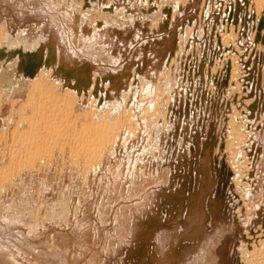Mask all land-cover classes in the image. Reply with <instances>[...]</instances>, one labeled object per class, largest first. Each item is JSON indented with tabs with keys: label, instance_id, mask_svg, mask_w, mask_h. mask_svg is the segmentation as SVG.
<instances>
[{
	"label": "rangeland",
	"instance_id": "rangeland-1",
	"mask_svg": "<svg viewBox=\"0 0 264 264\" xmlns=\"http://www.w3.org/2000/svg\"><path fill=\"white\" fill-rule=\"evenodd\" d=\"M182 1L0 0V25L55 55L53 76L77 98L73 107L97 121L113 105L112 116L122 117L98 168L77 167L55 150L49 162L21 161L7 176L13 181L0 184V264L246 263L243 236L264 232V4L256 22V0ZM236 64L237 88L230 86ZM95 73L108 93L104 108L83 105L89 97L75 90L87 93ZM158 83L170 95H161V120L143 113L154 110ZM16 98L20 106L26 92ZM9 112L3 104L1 125ZM237 114L252 143L246 189L228 152ZM7 147H0L6 157ZM63 202L67 215L59 216Z\"/></svg>",
	"mask_w": 264,
	"mask_h": 264
},
{
	"label": "bare ground",
	"instance_id": "bare-ground-1",
	"mask_svg": "<svg viewBox=\"0 0 264 264\" xmlns=\"http://www.w3.org/2000/svg\"><path fill=\"white\" fill-rule=\"evenodd\" d=\"M170 1H172L176 7L181 2H183L182 0H170ZM256 2H257L256 7L258 6L256 12L258 11V13H256L255 20L256 22H260L261 19L260 13L263 10L262 5L264 4V0H256ZM251 10L252 9L248 10V12L251 13ZM95 13L97 14V12ZM159 16L160 15H158V17ZM246 16L247 14L245 15V13L242 14L241 16H238L239 18L238 21L240 22L239 25L242 26V24L246 22L247 20ZM101 17L102 15L99 16V18ZM7 30H8L7 27L0 25V109L5 103H9L10 105V112L8 118L6 119V122L2 125L0 124V147H2V149L7 146L9 147V153H8L9 156L6 157L3 151L0 153V160L4 162V165L1 167L0 170L2 174L1 176L2 180L0 184H3L4 180L6 181L12 180L13 178L9 180L7 176L11 174L16 167L17 169L20 168L17 165H19L23 161L30 162L33 164L36 162L42 163L41 161H45V160L49 162L50 159H52L53 155L55 154V150L60 152L63 157L69 154L72 164H74L77 167H79L81 164L84 163L85 170L87 171H91L93 170V168L94 169L98 168L96 167V165H99L98 162L101 161V158L103 159V157H101V152L102 151L104 152L105 149L107 150L109 147L113 149L114 145L117 143L120 137V130H121L120 127L122 126L121 125L122 117H119L120 115H117L116 118L112 116L111 108L114 102L112 101L113 103L110 104L112 105L111 107L108 106L109 112L108 113L105 112L106 113L105 116H100V117L98 116L97 119H95L97 121H94V119L93 120L90 119L89 116L91 112L89 111L90 112L89 113L87 112L88 110L85 109L84 111L81 112L78 106L73 107L74 103L76 102L75 100L77 98L75 99V95L72 94V92H70L71 90L63 86L64 81L63 82L59 81L56 77H54L55 75L53 76V72L55 70L54 64L56 63L55 55L52 54L51 56L49 52H45L46 51L45 49L42 50V47H40L41 45L38 44V41H33L34 44H28L24 40L25 38L23 40L21 38L17 39L18 36L16 38H13L12 35H10L7 32ZM227 37H229V39H232L231 36H227ZM92 52L93 54L96 53L94 51ZM86 53L87 52H85V54ZM91 53L89 55H91ZM91 59L94 60V58ZM238 70L239 69L237 67V64L234 65L232 79H231L232 81L230 82L231 87L234 86L235 88H237L238 86H240L239 85L240 80L238 79H240L241 76L239 75ZM97 72L99 71L97 70ZM164 76H166L167 78L166 81L167 83H169L171 81L168 80L170 78V73H165ZM164 76H162L160 80H162ZM101 77L96 73L93 74V82L92 85L89 86L90 88L87 93L82 94L80 89H75L76 93L78 90L79 94L84 95L83 97H86V95L89 97L88 99L81 98V100L83 99L82 100L83 105L85 104L91 105L97 103L95 105L101 108H104L107 105L106 97H108V93L106 94L104 92L105 90L102 87L101 88L99 87V85H101L100 82H103V79ZM73 83L74 82H72V84ZM130 84L132 87V83ZM152 86H154L153 82H152ZM152 86L150 84L143 85V93L144 92L147 93L145 94V96L151 95L153 88ZM105 87H107V85ZM160 88L161 87L158 83L155 86V92H154L155 100H151V102H149L151 105L152 103L154 104L153 107L154 110L147 109L145 110V112H143L144 115L146 116L151 113L150 111H153L154 115H151L152 119L156 118L157 120H161L162 118L161 108L162 105L164 107V104H161V95L163 96V94L166 91L165 90L166 88L162 91L160 90ZM171 88L172 87H170V89ZM167 90H169V88ZM23 92H26V99L19 106L18 103L21 99L18 100L16 98V95ZM128 94H130V91L126 94L127 97ZM92 96L97 97L98 99L95 100V98H93ZM167 96L170 97V95ZM125 99L127 100V98ZM62 102L66 103L65 107L60 105ZM64 103L62 104L64 105ZM118 104L120 105L121 103ZM76 105L78 104L76 103ZM169 105H170V101L168 100L166 101V105L164 108L166 111L164 112L165 113L164 119L166 118V114L168 113ZM246 105L249 108V110L253 112L256 110L255 102L253 101V99L248 100L246 102ZM18 106L19 109L18 112L16 113ZM94 108L92 110H94ZM97 115H99V113H97ZM234 116H235L234 118H231L233 119V122H230L231 138L228 145V152L230 154L231 166L233 167L234 173L236 174V179L234 178L235 182L239 187L246 189L248 188V182L243 183L244 182L243 180L246 179V177L248 176L247 174L250 172L251 161L250 158H248L249 156L248 152L251 148L252 143L249 144L248 142V138H249L248 134L250 135V133L247 134L246 132H243L244 128L242 127V123H244L245 121L242 120L241 117L239 118L238 114L237 116L236 115ZM81 117L82 118L84 117L86 121L80 126L79 124L77 125V123L79 119H82ZM135 119H136L135 117L130 116L129 123L132 124L136 123L137 121ZM11 124H13L12 127ZM7 138L13 140L11 141L10 145L7 143ZM18 161L19 163L17 164ZM20 169L22 170V166ZM3 176H6L8 180L4 179L5 177L3 178ZM63 203L64 204H62L63 207L60 210L59 216L67 215L68 207L67 204H65V202ZM59 206L60 205L57 204L52 209L51 212L52 219L58 218L56 209ZM251 212L252 209L250 210L249 208V212L247 211L245 215L248 214L250 216ZM262 231H263L262 228L259 227L254 228L251 231L246 232L242 238V241L245 244L243 245V247L242 246L241 247L243 248V257L247 264H264V232Z\"/></svg>",
	"mask_w": 264,
	"mask_h": 264
}]
</instances>
